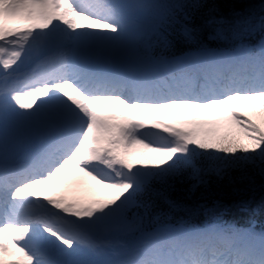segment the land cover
Wrapping results in <instances>:
<instances>
[{
    "label": "snow or ice",
    "instance_id": "1",
    "mask_svg": "<svg viewBox=\"0 0 264 264\" xmlns=\"http://www.w3.org/2000/svg\"><path fill=\"white\" fill-rule=\"evenodd\" d=\"M203 6L0 0V264H264V231H145L158 221L145 196L177 210V184L190 182L191 195L212 178L250 183V167L264 175V39L203 45L195 22ZM147 22L161 48L173 34L199 46L171 58L132 56ZM206 23L216 26L210 40L227 39L223 18ZM258 24L264 32V18ZM256 28L243 18L229 30ZM137 146L156 162L134 164ZM69 166L115 196L79 206L29 191Z\"/></svg>",
    "mask_w": 264,
    "mask_h": 264
},
{
    "label": "trees",
    "instance_id": "2",
    "mask_svg": "<svg viewBox=\"0 0 264 264\" xmlns=\"http://www.w3.org/2000/svg\"><path fill=\"white\" fill-rule=\"evenodd\" d=\"M203 3L204 6L197 11L195 16L196 24L202 28L200 40L203 45L207 47L228 45L238 36L244 37L249 42H258L264 37V32L260 31L258 24L259 20L264 18V0H203ZM212 17L223 18L228 22L224 25L227 39L216 41L208 38L213 28L216 27L206 23ZM243 18H248L250 21L257 23V28L250 33L229 30L232 22ZM169 39L173 41V45L166 51L168 55H177L183 53L187 48L199 46L190 44L182 38L176 37L175 34L170 35ZM160 50L164 51L166 49L160 48ZM244 112L256 119V116L248 109H245ZM248 171L252 178L250 183L245 181L242 184L239 182L229 184L227 180L217 182L215 178H212L207 187L201 186L191 195L187 193L188 183L190 182L177 184V190L173 193L172 198L183 206L181 209L172 210L155 196H145L143 199L152 203L151 216L156 214L157 217H162L161 215L164 213V216L172 218L174 217L172 213L176 211L180 213L178 216L181 214L194 217H200L201 214L207 216L210 210L224 205L228 207L230 220H234L235 223L238 222L236 225L251 226L255 224L262 226L264 224V175L260 173L259 169L250 167ZM232 175L236 176L239 173L233 172ZM152 187L156 189L159 185L154 182ZM242 201L246 202L248 210L240 209L239 204ZM188 203L190 204L188 205ZM170 211L171 213L167 214Z\"/></svg>",
    "mask_w": 264,
    "mask_h": 264
},
{
    "label": "rangeland",
    "instance_id": "3",
    "mask_svg": "<svg viewBox=\"0 0 264 264\" xmlns=\"http://www.w3.org/2000/svg\"><path fill=\"white\" fill-rule=\"evenodd\" d=\"M164 49V48H163ZM168 51V48L162 53ZM119 57H123L120 52H116ZM99 58L105 56V54H98ZM115 57V53H111ZM101 59V58H100ZM235 103H243V101H236ZM239 110H244L243 104L236 106ZM176 122V121H171ZM178 126L187 127L189 125H184L178 123ZM135 155L132 157L134 164H151L155 163L156 159H151L152 162L146 155L145 150L137 146L134 150ZM158 159V158H157ZM40 189L39 186L36 188ZM30 191V190H29ZM52 196L56 199L63 200L64 202H73L79 206L87 205L93 201H103L115 196V190L105 188L102 185L96 184L88 177H84L83 174L76 172L73 169L67 171L64 177H62L59 183L50 189V191H45L41 194L43 196ZM131 213H129L130 216ZM258 232V231H257Z\"/></svg>",
    "mask_w": 264,
    "mask_h": 264
},
{
    "label": "water",
    "instance_id": "4",
    "mask_svg": "<svg viewBox=\"0 0 264 264\" xmlns=\"http://www.w3.org/2000/svg\"><path fill=\"white\" fill-rule=\"evenodd\" d=\"M190 203H188V205H189ZM189 209V208H188Z\"/></svg>",
    "mask_w": 264,
    "mask_h": 264
},
{
    "label": "bare ground",
    "instance_id": "5",
    "mask_svg": "<svg viewBox=\"0 0 264 264\" xmlns=\"http://www.w3.org/2000/svg\"><path fill=\"white\" fill-rule=\"evenodd\" d=\"M70 168V167H69ZM68 169V168H67Z\"/></svg>",
    "mask_w": 264,
    "mask_h": 264
}]
</instances>
